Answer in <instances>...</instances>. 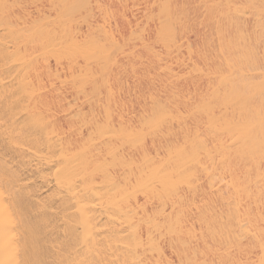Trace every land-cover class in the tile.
Returning <instances> with one entry per match:
<instances>
[{
  "label": "bare ground",
  "instance_id": "obj_1",
  "mask_svg": "<svg viewBox=\"0 0 264 264\" xmlns=\"http://www.w3.org/2000/svg\"><path fill=\"white\" fill-rule=\"evenodd\" d=\"M0 264H264V0H0Z\"/></svg>",
  "mask_w": 264,
  "mask_h": 264
}]
</instances>
